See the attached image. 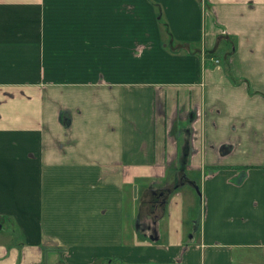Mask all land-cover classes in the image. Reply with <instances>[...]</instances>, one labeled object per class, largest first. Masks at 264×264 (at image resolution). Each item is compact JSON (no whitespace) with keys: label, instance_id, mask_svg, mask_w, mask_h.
I'll return each instance as SVG.
<instances>
[{"label":"crops","instance_id":"0c3cea01","mask_svg":"<svg viewBox=\"0 0 264 264\" xmlns=\"http://www.w3.org/2000/svg\"><path fill=\"white\" fill-rule=\"evenodd\" d=\"M0 234V264H264V0H0Z\"/></svg>","mask_w":264,"mask_h":264},{"label":"rangeland","instance_id":"374dc122","mask_svg":"<svg viewBox=\"0 0 264 264\" xmlns=\"http://www.w3.org/2000/svg\"><path fill=\"white\" fill-rule=\"evenodd\" d=\"M204 57V60H208V58L209 57H214L212 54H210V55H208V56H206V55H204L203 56ZM214 59V58H213ZM214 63H216L217 61H213ZM221 62V61H220ZM194 178H197L196 177V175L194 176ZM186 187V186H185ZM195 192V191H194ZM194 207L197 209L196 210V212H198V210H199V208H197V206L194 204ZM195 212V213H196ZM7 226H9V225H6V223H3V226H2V228H1V230L3 231V230H5L6 229V227ZM8 229L10 228V226L9 227H7ZM1 235V234H0ZM252 258H253V256H251V255H249V257H247V256H243V257H237V258H235L236 259V262L234 263V264H246L248 261H251L252 260ZM115 264H118L117 262L115 263Z\"/></svg>","mask_w":264,"mask_h":264},{"label":"water","instance_id":"95a60500","mask_svg":"<svg viewBox=\"0 0 264 264\" xmlns=\"http://www.w3.org/2000/svg\"><path fill=\"white\" fill-rule=\"evenodd\" d=\"M221 150H222V153H223V151L226 150V147L223 146V147L221 148ZM224 152H225V151H224ZM195 192H196L197 195H199L197 188H195ZM148 230H149L150 233L153 235V237L150 236L149 239H152V240L155 241V240L157 239V236H156V234H155V233H156L155 229H154V228H151V227H148Z\"/></svg>","mask_w":264,"mask_h":264}]
</instances>
